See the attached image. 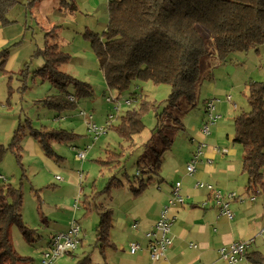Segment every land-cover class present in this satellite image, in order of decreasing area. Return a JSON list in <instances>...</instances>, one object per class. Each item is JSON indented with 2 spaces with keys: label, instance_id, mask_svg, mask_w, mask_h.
<instances>
[{
  "label": "rangeland",
  "instance_id": "374dc122",
  "mask_svg": "<svg viewBox=\"0 0 264 264\" xmlns=\"http://www.w3.org/2000/svg\"><path fill=\"white\" fill-rule=\"evenodd\" d=\"M20 1L8 16L14 22L5 24L2 29L7 41L0 44V51L9 48L10 56L6 64L7 72L0 71V143L8 145L14 130L22 126L27 133L23 142L25 168L22 169L13 153L7 152L0 163V184L13 183L21 187L24 194L21 210L23 221L30 228L37 229L40 236L29 242L20 226L14 224L11 229L14 248L22 255L38 260L42 248L49 247L50 238L58 232L68 231L76 220L86 235L74 254L60 256L52 264H76L86 256L92 259V264H126L140 256V252H130V231L138 229L135 227L138 222L140 227L143 225L141 217L148 210L154 209L162 197L158 192L160 184L173 187L177 180H182V177L176 178L173 172L177 165L191 159L194 153L191 152L196 150V142L191 138L195 137L199 144L196 134L203 128V114L206 119L208 117L205 86L210 78L206 75H211L213 79L222 72L219 84L225 82L227 86L233 85L232 89L225 92L226 96H232V100L225 97L223 105L228 111L219 122H226L227 132L234 133L233 118L250 108L248 82L264 79V44L258 52L255 49L247 53L238 52L233 61L219 65L215 63L218 55L214 37L205 27L200 26L209 50L201 61L203 86L199 88L195 104L183 97L176 105H169L167 99L171 86L167 82L154 84L134 80L125 91L108 86L98 56L84 35L87 30L100 31L98 33L104 31L101 24L106 23L109 16L105 2L102 1L97 11L87 0H75V11L65 12L59 9V0H51L46 7L36 9V5L32 13V7L23 4L28 1ZM55 24L62 26L55 30L57 38H50L51 42L59 43L72 56L68 64L61 66V70L89 82L93 88V94L79 98L74 108L53 106L48 96L56 94L58 89L36 72L43 65L44 59L34 53L45 45L46 29ZM214 69L216 73L213 76ZM67 89L75 92L73 85L67 86ZM141 95L159 107L145 116V128L134 135L132 142H128L110 129L107 121L112 115L111 123L117 124L119 115L126 112L127 108L138 106L137 101ZM108 97L114 100L109 101ZM126 99H133L132 105L123 107L117 113L116 100ZM233 103L238 104L236 109L232 107ZM89 122L105 127L99 138L91 131ZM218 123L212 126L209 135L201 132L210 147L225 139L218 136ZM56 127L73 132L76 137L70 141H53L54 154L49 155L32 136V131ZM234 145L243 163V147L237 143ZM85 149H89L86 158H79L77 152ZM109 151L120 154V167L110 169L99 163L98 159H105ZM114 175L122 185H118L115 179L116 183L110 184ZM142 181L147 183V188L137 196L131 188L138 187ZM247 181L248 176L244 173L242 182L246 185ZM243 187L237 191H244ZM251 196L261 201L264 192L247 195ZM230 199L234 200L229 197L227 200ZM106 208L113 209L114 226L110 238L117 247H106L101 252L100 247L95 246L96 227L100 222L101 210ZM260 228H264V223ZM258 246L263 247L261 249L264 251L262 238L253 245V249Z\"/></svg>",
  "mask_w": 264,
  "mask_h": 264
},
{
  "label": "trees",
  "instance_id": "16d2710c",
  "mask_svg": "<svg viewBox=\"0 0 264 264\" xmlns=\"http://www.w3.org/2000/svg\"><path fill=\"white\" fill-rule=\"evenodd\" d=\"M29 1L28 6L37 2ZM18 3L19 0H0V21L3 24L12 22L8 16ZM59 9L74 12L76 2L59 0ZM108 12V25L102 33L91 30L84 33L98 56L108 86L125 91L134 80L154 84L167 82L171 86L167 99L169 105H176L183 97L191 104L197 100L201 61L209 53L200 26L214 37L222 64L233 61L238 52L247 53L251 49L258 52L264 44V0H110ZM61 26L55 24L46 29V43L34 53L44 59L36 72L58 89L56 94L48 96L53 106L74 108L79 98L93 94V88L89 82L61 70V66L72 59L71 53L50 40L57 38L55 30ZM9 56V48L0 51L1 72H7ZM69 85H73L74 93L68 91ZM137 102V107L127 108L119 115V122L109 127L128 142L145 128V116L159 107L142 95ZM248 103L249 110L235 116L233 139L243 147L247 191L258 193L264 190V79L248 82ZM26 136L25 129L19 125L8 145L0 143V163L10 151L24 170L23 142ZM32 136L49 155L54 154L53 141H70L76 137L73 132L57 127L34 129ZM98 161L110 169L118 168L122 163L120 154L114 151H109L105 159ZM114 179L122 185L116 175L111 177L110 184L116 183ZM146 187L147 183L142 181L131 189L139 195ZM23 196L20 186L0 184V264H29L33 260L15 250L11 237L14 224L20 226L29 242L40 236L37 229L30 228L23 221ZM113 221L112 208L101 210L95 245L101 252L106 247L115 246L110 238ZM245 258L250 264H264V251L248 250ZM90 263L89 256L78 261V264Z\"/></svg>",
  "mask_w": 264,
  "mask_h": 264
},
{
  "label": "crops",
  "instance_id": "0c3cea01",
  "mask_svg": "<svg viewBox=\"0 0 264 264\" xmlns=\"http://www.w3.org/2000/svg\"><path fill=\"white\" fill-rule=\"evenodd\" d=\"M23 1H28L27 3H23L27 7L30 1ZM102 1L103 3L105 2L107 6L109 5L110 0H87V2L97 11L100 10V4ZM20 2L21 1L19 0V3ZM52 2H54V0H52ZM35 3L28 6L29 8L32 7V13L34 12L36 5V9L38 7L39 9L40 7H46V5H50L51 0H42L39 3L37 2V4ZM108 21L109 16L106 23L103 22L101 24L103 27L102 30L107 28ZM13 22L14 21L11 23ZM4 27L5 24L0 21V44L7 41L2 34V29H4ZM215 63L219 65H227L226 63L222 64L219 59ZM216 68L217 67H215V69ZM215 69L213 76L216 73ZM206 76L210 79L205 86L207 96L205 100L215 99V111L224 118L228 109L224 107L223 104L225 97L228 99V96L230 95L228 94L226 96L225 92L228 91V89H232L231 86L233 85L227 86L225 82L223 85L219 84L218 79H222V72H219L217 78L213 77L212 79L211 75L208 74ZM202 86L203 83L200 87ZM232 107L236 109L238 104L233 103ZM206 120V115L204 116L203 114L202 121L205 122ZM233 120H235V117ZM225 121H227V119H225ZM218 124H220L218 130L220 135L218 136L225 137V139L218 141L219 144L210 147L209 144L207 145L205 143L204 135L201 133V130L196 134L199 138V142H203L206 145L203 148V154L200 160L195 163V172L190 175L186 168L193 155H191V159L189 158L186 163L183 162L182 164L177 165L173 172V175L176 178L177 176L179 178L182 177V180H177L176 182L180 181L182 184L181 193L185 199V204H177L170 208L169 216L173 219L170 235L173 244L166 251V256L161 260H152L148 248L149 238L145 234L153 229L163 207L167 205L168 199L173 192V187L160 184L158 192L162 194V197L158 200V203L156 202L154 209L148 210V213H145L144 217H141L143 225L140 227L138 224L137 230L130 231L131 234L128 239V245L130 247L132 242H138L141 245V248L137 251L140 252V256L135 260H129L126 264H229L221 258L220 248L236 241H251L252 247L249 249V252L253 250L263 251L261 249L263 247L258 246L253 249V245L259 240V238H262L264 241V228H260L264 223V199L262 198L261 201H258L259 198H256L255 201H252L250 197H247V195L251 193L247 191V183L244 185L242 182V177L246 172L244 171V163H242L238 157V149L234 145V133H230V131L227 132L226 122H223V120ZM191 139L196 142L197 147L196 138L192 137ZM193 152L194 151H192L191 154ZM198 181L212 184L214 191L213 189L210 190L207 188L196 187ZM240 187H243L244 191H237ZM146 188L143 191H145ZM216 190L221 191L226 200L228 199L227 194L231 192L237 194L238 198H233L234 200L230 199L228 202L230 209L234 214L232 220H230L225 214H221L219 207L216 205ZM263 192L264 190L259 191L258 193L261 194ZM51 239L52 237L50 238L48 245H50ZM191 243L197 244V247H192ZM48 248L49 247L42 248L41 254L40 252L38 253V260L34 261L33 258L31 263L34 261L33 264H41L43 253L44 251H47ZM72 254H74V252ZM92 263L93 261L91 259L90 264ZM247 263H250L249 259H245L239 264Z\"/></svg>",
  "mask_w": 264,
  "mask_h": 264
},
{
  "label": "built area",
  "instance_id": "2783aa9c",
  "mask_svg": "<svg viewBox=\"0 0 264 264\" xmlns=\"http://www.w3.org/2000/svg\"><path fill=\"white\" fill-rule=\"evenodd\" d=\"M135 99V98H134ZM228 99L231 100V96H228ZM109 101H113L114 99L112 97H108ZM136 100V99H135ZM118 101V102H117ZM133 99H126V101H120L116 100V111L119 113L121 109L125 106H131L133 103ZM215 99H209L206 101V109H207V120L203 124V128L201 130L202 133L205 135H209L211 133V128L213 125L217 124L219 120L221 119L222 115L218 114L215 109ZM83 114L86 115V112H83ZM92 119L93 116H90ZM113 116L110 115L107 125L110 127L112 124L110 119H112ZM89 127L91 131L96 133L95 137L99 138V135L104 133L105 127H99L94 122H89ZM205 143L199 142L197 145L196 150L193 153V157L191 161L187 164L186 168L188 173L191 175L195 172V163L200 160L202 154H203V148L205 147ZM89 152V149L80 150L78 153V157L85 159L87 154ZM4 179V177H2ZM181 182H176L173 186V192L172 195L168 201V205H166L160 216L157 220L154 228L149 231L148 233H145L146 236L149 238V244L148 248L150 250V256L152 260L157 261L161 260L166 256V251L168 248L173 244L172 237L170 235L171 233V226L172 221L169 217V211L170 208L173 206H176L178 203H184L185 199L181 193ZM196 187L199 188H207L214 191V187L212 184L198 181L196 183ZM229 198H238L237 194L235 192H231L228 194ZM215 199H216V205L219 207L221 214H225L230 220L234 218V214L230 209L229 201L226 200L224 195L221 193V191L216 190L215 191ZM250 199L252 201H255L256 196H251ZM138 228V223L135 226ZM86 234L84 233V230L82 226L75 220L68 231H61L57 234H54L51 239V243L49 245V248L47 251L43 254V259L41 261V264H52L54 259L71 254V252H74L80 242L83 240V237ZM192 247H197V244L191 243ZM252 247L251 241H236L232 242L228 245L223 246L220 248V256L221 258L226 261L229 264H239L243 262L247 257V251ZM130 252L135 254L139 249L141 248V245L138 242H132L130 245ZM250 264V263H247Z\"/></svg>",
  "mask_w": 264,
  "mask_h": 264
}]
</instances>
